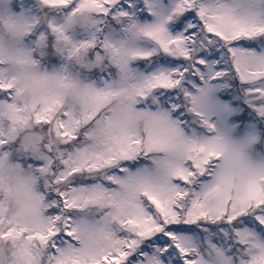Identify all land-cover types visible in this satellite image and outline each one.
Instances as JSON below:
<instances>
[{"label":"snow or ice","instance_id":"snow-or-ice-1","mask_svg":"<svg viewBox=\"0 0 264 264\" xmlns=\"http://www.w3.org/2000/svg\"><path fill=\"white\" fill-rule=\"evenodd\" d=\"M0 264H264V0H0Z\"/></svg>","mask_w":264,"mask_h":264}]
</instances>
